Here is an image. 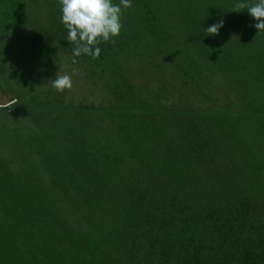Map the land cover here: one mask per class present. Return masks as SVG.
<instances>
[{"label": "trees", "instance_id": "16d2710c", "mask_svg": "<svg viewBox=\"0 0 264 264\" xmlns=\"http://www.w3.org/2000/svg\"><path fill=\"white\" fill-rule=\"evenodd\" d=\"M231 1L132 0L73 63L58 0H0V109L44 121L0 156V264H264V33ZM74 68L96 107L49 96Z\"/></svg>", "mask_w": 264, "mask_h": 264}, {"label": "clouds", "instance_id": "9594fccd", "mask_svg": "<svg viewBox=\"0 0 264 264\" xmlns=\"http://www.w3.org/2000/svg\"><path fill=\"white\" fill-rule=\"evenodd\" d=\"M58 4L60 22L67 31L66 40L74 45L71 51L74 63L75 58L82 55L98 58L101 54L99 45L120 36L123 11L132 7V0H119V3L114 0H58ZM235 7L247 10L249 16L256 21L254 27L258 34L264 33V0H237ZM221 27L223 20L205 30L208 36H214ZM49 85L57 92L71 90L72 76L56 73Z\"/></svg>", "mask_w": 264, "mask_h": 264}, {"label": "rangeland", "instance_id": "374dc122", "mask_svg": "<svg viewBox=\"0 0 264 264\" xmlns=\"http://www.w3.org/2000/svg\"><path fill=\"white\" fill-rule=\"evenodd\" d=\"M161 1L166 2L168 0H161ZM236 3L237 1L229 2V7L231 10H234L236 8L235 7ZM176 32H181V30L177 29ZM175 39H176L175 41L171 40V44L176 45L178 42L183 40V37L178 35ZM60 65H61V69H63L64 68L63 60L61 61ZM58 74H69L72 76V81H73L72 89L65 90L63 92V99L65 101H69V100L72 101V105H74L75 107L77 106L78 108H81V107L83 109H86L88 107L94 108V106L97 104L96 103L97 101L96 89L92 86L90 81H86L83 78L81 69L74 68L69 71L68 70L60 71ZM29 77L32 80L33 75H30ZM53 78L55 79V75L53 76ZM44 79L46 80L47 78L44 77ZM35 80L39 83V80L37 79ZM16 86L17 85L15 84L14 89L17 92ZM18 92H19V89H18ZM54 92H56L55 89H52V90L50 89L49 96H52ZM214 94H215V100H214L215 102H213V104L217 106H223L227 104L226 103L227 96L225 95V92L223 88L221 87V85L218 84L217 90L214 91ZM33 97L29 98V100L32 99L31 101H34V99L36 98L37 101H42L40 99L42 95L40 97L36 94V96H33ZM46 97L47 96H45V98ZM1 100H2V97L0 95V103H1ZM199 102H201L200 103L201 105L199 106V108L202 106H206L203 104L202 98L201 100H199ZM180 105H183V104H180ZM27 114L32 119V124L30 123V121L28 120L26 116H23L24 114L20 113V111L17 109L16 106H13V104H12L10 113L6 112L4 108L0 109V156L4 159L5 164H9L8 162H10L11 165H13V167H16V168H17V165H19L21 156L19 155V149L17 150L15 148H12L11 146H15L14 144L22 143L24 138L27 137V133L30 132L31 128H32V133H36V129H34V126L38 127L39 129L43 128L44 121L41 116H39L36 112H32V111H29ZM9 131L15 133V135H13V137L9 136L10 138H7L6 135ZM17 133H20V135ZM46 146L52 153L53 149L51 148V146H49L48 144H46ZM62 146H63V142H62ZM26 153H27V157L30 160L29 162L30 165L33 163L32 164L33 166L34 165L39 166V164L42 163L41 159H39L37 156L34 155L35 153L34 148L27 149ZM2 169L4 172H7L6 166H3ZM46 183H47V187H50L48 188L49 192L51 193L52 191H54V189H51L52 187L50 185V177L47 179ZM55 192H60V191L57 190ZM65 203H64V206H66ZM109 207H114V204L109 202ZM109 221L110 220H108L104 225L109 226ZM97 224L99 226H102V223L99 220Z\"/></svg>", "mask_w": 264, "mask_h": 264}]
</instances>
